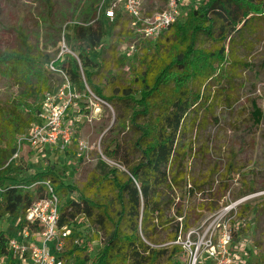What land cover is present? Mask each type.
Wrapping results in <instances>:
<instances>
[{
    "label": "trees",
    "instance_id": "16d2710c",
    "mask_svg": "<svg viewBox=\"0 0 264 264\" xmlns=\"http://www.w3.org/2000/svg\"><path fill=\"white\" fill-rule=\"evenodd\" d=\"M38 1L39 20L45 27L39 41L32 43L30 35L20 29V46L0 50V76L6 86L5 98H0V261L25 264L12 257L9 241L15 236L10 227L18 230V238L25 227L35 234L40 232L36 223L27 221L26 212L48 195L49 180L60 199L58 226L70 230L61 255L66 262L72 257L74 264H182L178 256L183 247L175 243L178 236L189 231L193 218L197 222L204 211L219 208V202L208 207L204 200L196 206L197 198L212 196L214 180L191 176L184 163L192 153L188 138L212 113L219 95L226 96L228 102L238 100L239 84L231 69L249 70L251 64L240 59L235 50L248 48L252 38L260 39L264 34V0L188 3L182 16L188 13L187 18L173 26L176 43L170 49L161 52L159 42H147L142 57L145 69L135 77L138 90L111 96L94 84L99 66L95 53L107 25H118L122 13L110 22L99 14L104 0H67L68 10L57 19L55 0ZM158 3L164 0H151L149 11L161 10L155 9ZM63 34L77 57L67 54L65 60L55 63L64 69L76 91L89 94L90 85L104 99L132 101L129 123L133 137L126 147L139 152V158L131 161L123 157L119 142L114 147L108 145L105 155L122 160L125 170L101 159V172L93 180L99 195L94 197L87 195L86 189L67 183L54 167L31 171L27 165L16 164L18 159L10 161L17 150V137L36 120L44 92L63 83V77L46 66L56 59ZM124 35L131 33L126 30ZM201 37L211 39L214 46H199ZM152 48L154 55L147 53ZM252 116L257 123L263 116L256 103ZM228 188L226 185L224 190ZM74 192L77 198L69 197ZM107 192L114 194L110 200L104 197ZM198 208L203 212H197ZM89 231L96 232L95 236L84 240ZM98 238L102 243L90 256L91 244ZM83 252L87 255L82 256ZM257 264H264V259Z\"/></svg>",
    "mask_w": 264,
    "mask_h": 264
},
{
    "label": "rangeland",
    "instance_id": "374dc122",
    "mask_svg": "<svg viewBox=\"0 0 264 264\" xmlns=\"http://www.w3.org/2000/svg\"><path fill=\"white\" fill-rule=\"evenodd\" d=\"M106 3H109V0ZM149 4L151 5V0ZM68 7L67 0H55L56 18L61 19ZM158 7L163 9L165 4L158 3L155 9ZM39 10L38 0H0V50L20 46V29L30 35L32 43L39 41L38 35H43L45 31L39 20ZM187 16L188 13L180 22L183 23ZM125 22L127 19L122 18L118 25H107L106 36L100 50L95 53L96 57L98 55L99 66L93 75V81L97 87L103 89L106 96L122 95L127 89L138 90L135 77L145 69L142 57L148 48L147 42H159L161 52L176 43L175 28L172 27L157 41L141 40L137 50L130 52L134 41L131 35H124L128 30V24ZM41 42L43 38L40 39V47L43 48ZM248 45V48L239 46L235 51L240 59L251 64L249 70L231 69L239 84L238 100L232 98L228 102L226 96H218L212 113L207 114L203 124L190 133L188 143L192 153L184 160L191 176L200 180H214L212 196L197 198L196 206L199 207L203 200L208 207L219 202L216 211L203 212L199 208L196 210L203 212V216L197 222L194 218L191 220L189 231H196L191 240L197 239V231L201 233L210 224H217L220 215H228L227 217H231L233 230L231 249L237 264H257L264 259V34L260 39L252 38ZM199 46L212 48L214 45L211 39L201 37ZM147 53L154 55V49L147 50ZM126 55L128 56L125 57ZM124 58L126 61L123 63ZM88 87L104 102L91 94L81 93L82 98L74 104L66 117V121L74 125V137L70 146L64 151L57 147L51 149L49 146L36 149L26 147L20 154L22 160L18 158L16 164L27 165L31 171L54 167L56 173L67 183L86 189V194L94 197L99 195L93 180L97 179L101 172V159L111 166L125 170L120 163L122 160L116 161L105 155L104 151L108 145L114 147L115 143L119 142L124 148L122 156L131 161H136L140 153L126 147V143L133 137L129 123L132 101L104 99L98 96L90 85ZM5 91V81L0 76V98H5ZM253 103L262 110L263 116L259 123L252 116ZM78 105L83 107L82 119L75 122L73 117ZM81 142L84 149H81ZM226 185L229 187L227 191L224 190ZM113 195L107 192L104 197L110 200ZM77 196L76 192L69 195L72 198ZM64 203L62 201V204ZM244 205L249 208L244 209ZM10 228L12 234L17 237L19 232L15 226ZM188 232H184L183 237H186ZM95 233L86 232L83 239L92 238ZM70 243L72 242H69L68 247L71 246ZM101 243L100 238L93 240L91 245L94 252L90 250V256L97 252ZM51 245L53 246L52 242ZM179 245L183 247V252L178 259L182 264H187L186 244ZM85 255L87 253L83 252L82 256ZM66 260L68 264H74L72 257ZM164 264L168 262L165 261Z\"/></svg>",
    "mask_w": 264,
    "mask_h": 264
},
{
    "label": "built area",
    "instance_id": "2783aa9c",
    "mask_svg": "<svg viewBox=\"0 0 264 264\" xmlns=\"http://www.w3.org/2000/svg\"><path fill=\"white\" fill-rule=\"evenodd\" d=\"M106 1H103L99 14H104L110 22L115 20L118 12L127 19L128 30L134 41L130 52L137 50L136 47L141 40L157 41L181 20L183 7L194 2L164 0L163 9L149 11L150 0H109V3ZM67 54L77 57L63 34L56 59L46 65L49 70L63 77V83L56 89L44 92L43 100L36 112V120L26 132L17 137V150L10 161L20 158L26 147L36 149L49 146L51 149L57 147L64 151L70 146L74 137V125L67 122L66 117L74 104L82 98V94L74 89L64 69L55 63L56 60H65ZM82 74L84 76L83 71ZM87 92L96 97L88 85ZM77 107L73 117L75 122L82 119L83 107L82 105ZM81 149H84L82 142ZM46 185L48 195L36 200L26 212L27 221L36 223L40 232L35 234L25 227L19 238L14 237L9 241L12 257L22 260L25 264H67L61 255L66 250L70 230L58 226L61 214L60 199L49 180L46 181ZM227 216L220 215L217 224H210L201 233L197 231L198 237L195 241L191 240L195 230L189 231L186 237H183V233L178 236L175 243H184L188 249L187 264H237L231 249L233 241L231 217ZM0 264H6V261L2 260Z\"/></svg>",
    "mask_w": 264,
    "mask_h": 264
}]
</instances>
